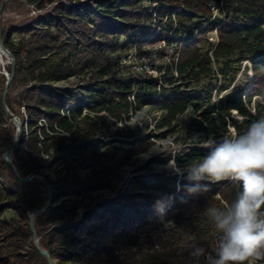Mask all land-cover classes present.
<instances>
[{
	"label": "trees",
	"instance_id": "1",
	"mask_svg": "<svg viewBox=\"0 0 264 264\" xmlns=\"http://www.w3.org/2000/svg\"><path fill=\"white\" fill-rule=\"evenodd\" d=\"M82 1L23 0L33 12H43L38 22L1 28L3 45L14 58L5 104L27 123L12 162L20 179L41 177L54 192L55 203L43 213L49 199L44 184L35 179L20 183L2 159L16 131L2 108L6 80L0 74V181L6 183H0V264H47L32 243L29 213L38 214L33 224L41 249L58 264H204L203 258L197 262L189 256L190 244L201 243L208 251L215 247L204 209L234 200L240 185L231 180L202 181L207 190L194 194L186 187L183 194H175L173 187L161 183L156 190L163 202L134 193L97 203L82 213L81 222L76 220L86 197L111 191L113 176L134 157L149 154L155 140L177 134L180 129L173 122L185 112L196 116L192 126L197 133L218 141L233 132L243 133L264 117V0H102L95 11L79 14L75 8ZM141 23L156 25L157 33L145 27L135 37ZM162 41L165 49L173 50V58L157 68L159 80L120 64V53L133 44ZM212 62L219 66L218 75L226 63L248 62L254 77L247 96L234 86L229 91L222 88L227 92L217 101L212 102L210 94L207 100L200 98L191 86L215 75ZM6 72L10 74L11 65ZM84 75L95 101L87 114L78 101L65 108L68 101L51 89ZM143 108L162 112L156 127L164 131L146 139L145 118L140 116L138 123L111 134L135 140L128 149L94 146V139L111 124L107 117L122 122L130 111ZM207 151L190 149L173 160L186 168ZM53 157L58 160L50 165ZM134 189L147 187L135 181ZM147 202L155 203L156 213L144 209ZM127 206L135 219L120 216ZM40 221L48 226L43 235L35 228ZM255 264H264V259Z\"/></svg>",
	"mask_w": 264,
	"mask_h": 264
},
{
	"label": "rangeland",
	"instance_id": "2",
	"mask_svg": "<svg viewBox=\"0 0 264 264\" xmlns=\"http://www.w3.org/2000/svg\"><path fill=\"white\" fill-rule=\"evenodd\" d=\"M101 1L102 0H83L80 4L76 5L75 11H77L79 14L81 12L82 14L86 13L89 10L95 11L97 5ZM6 8L7 9L3 13L1 20V27L6 28L26 20H32L36 23L38 22L39 17L43 14V12H33L34 10L32 8L24 5L23 0H9ZM145 27H150L151 31L155 30V33L158 31V27L156 25L141 23L139 27L140 29H138L133 35L137 37L139 32ZM164 29H166V26H164ZM212 36V34L208 35V37ZM150 38L147 36V38H145L146 40L148 39L146 42H148ZM132 46L137 49V52L140 56L144 57L141 58L143 59L141 61L143 64H156L158 67H165L173 58V50L165 49V46L162 45V42L151 46H147V44L142 46L133 44ZM128 49H126V51ZM126 51L120 53V58L125 55ZM10 62L11 60L8 56H5L0 60L1 75L6 71V68L10 65ZM138 65H140V62H138ZM212 69L215 73L214 76L204 79L200 84H193L191 86L192 90L199 91L200 98L207 100V94H210L211 101H217L234 86L242 89L244 97L247 96L254 77L253 71L251 70L250 64L248 62H243L240 66H237L234 63L230 64V62L226 63V65L223 66V74L219 75L217 74L219 66L213 62ZM75 78L76 79H72L71 81L68 80L64 83H55L51 86V89L53 91L59 92L65 101L64 103H67L68 101V104L65 108H71L73 102L78 101L80 102L81 106L85 108L83 114H87L89 113L87 108L95 106V101L92 96L93 94L91 93V90L89 91L90 82L88 81V75ZM222 88H227V91H221ZM18 89L19 87H15L13 92L16 93ZM153 112L154 111L149 112L147 108H143L136 113L131 111L128 115V122L131 124L138 123V118L140 116L145 118L142 128L146 139L150 137L152 132L159 133L165 130L164 128L161 130L157 129L154 119L151 117ZM20 114L24 116L23 110L20 111ZM80 118H76V120H79ZM161 118V115L156 116V119H158L157 123L160 122ZM195 119L196 116L191 110L185 112L181 116H178L173 124L177 125L180 131L172 137L155 140V147L149 154H143L141 156L134 157L129 165L125 166L123 169L118 171L115 176H113L111 191L98 192L86 197L82 208L79 210L76 221L81 222L82 213L97 203H105L107 201H116L129 198L130 195L134 193L141 194L143 196L152 195L153 198L163 202V197L156 190V188L161 183H164V185L169 189L173 187L175 194H183L185 191V183L189 181H187L184 176L173 172L171 165L174 163L178 168L184 169L177 164L176 160H173L175 155L177 156L179 154L180 156H184L190 149H206L200 145L208 138H205L203 134H199L194 130L192 122ZM25 123L26 121L22 123V135L26 134ZM12 127L14 131H16V126H14V124H12ZM117 128H119V126L109 125L107 129H103L102 134L98 135L97 138L94 139V146L97 147L98 145L102 146L106 144H112L123 149H128L131 144L135 142V140L112 137L111 134L116 132ZM9 158L12 159V156L10 155ZM56 160L58 159L54 157L51 158L49 160L50 165H53ZM135 181H142L146 185L147 190L135 192ZM0 183L6 186L5 181H0ZM170 201H172L171 198ZM144 209L153 214L157 212L154 202L145 203ZM37 216L38 214H32L33 219H36ZM120 216L125 220H133L135 219V212L131 207L127 206L121 209ZM35 228L38 232H40L41 235H43L48 226L40 221L36 224ZM27 249H29V247ZM54 264L58 263L54 261Z\"/></svg>",
	"mask_w": 264,
	"mask_h": 264
},
{
	"label": "clouds",
	"instance_id": "3",
	"mask_svg": "<svg viewBox=\"0 0 264 264\" xmlns=\"http://www.w3.org/2000/svg\"><path fill=\"white\" fill-rule=\"evenodd\" d=\"M207 154L201 160L173 172L189 181L186 191L207 190L202 181L231 180L240 185L234 200L208 205L204 215L215 233V247L190 244L189 256L204 264H255L264 259V117L254 120L243 133L233 132L219 141L204 140Z\"/></svg>",
	"mask_w": 264,
	"mask_h": 264
},
{
	"label": "water",
	"instance_id": "4",
	"mask_svg": "<svg viewBox=\"0 0 264 264\" xmlns=\"http://www.w3.org/2000/svg\"><path fill=\"white\" fill-rule=\"evenodd\" d=\"M9 0H3L1 6H0V50H2V52L4 54H6L11 62H10V65H11V72L10 74H8L6 71L2 74L4 77H5V89H4V93H3V104H2V108L5 112V114L7 115L8 118H10L14 124V126H16V137L13 141V145L10 147L9 150H7L3 155H2V159L3 161L12 169L13 173L15 174L16 178L20 181V183H28L30 182L31 179H35L36 181L40 182V183H43L45 188L47 189V192H48V203L46 204L45 208L42 210L43 213L47 212L48 209H50L54 203H55V195H54V192L50 189V187L45 184L43 182V179L40 178V177H37V176H34L33 178L31 179H20L19 178V175H18V172L15 168V166L13 165V162H12V159H10V155H12L16 145L19 143V140L22 136V123L20 122V120L18 119L17 116H14L12 113H10L6 107V104H5V98H6V95H7V92H8V89L10 87V84L12 82V78H13V73H14V58L13 56L8 52V50L4 47L3 45V41H2V34H1V20H2V15H3V10L4 8L6 7L7 3H8ZM27 125V123H25ZM28 217L30 218L31 222H30V232H31V237H32V240H33V245H34V248L35 250L38 252V254H40V256H42L43 258L46 259L47 261V264H54V261L52 259L49 258L48 254L43 251L39 245V238L36 234V231L34 229V224H33V218H32V214H28Z\"/></svg>",
	"mask_w": 264,
	"mask_h": 264
},
{
	"label": "built area",
	"instance_id": "5",
	"mask_svg": "<svg viewBox=\"0 0 264 264\" xmlns=\"http://www.w3.org/2000/svg\"><path fill=\"white\" fill-rule=\"evenodd\" d=\"M210 40L212 41L213 39H210ZM162 45H164L163 41H162ZM141 58H144V57H142L138 54L136 48L132 47V48H129L126 51L125 55H123L121 57L120 64L122 66L129 68V70L132 71L133 73L140 75V76H143L144 78H151L154 80L155 79L159 80L160 74L158 73V70H157L158 66H156V64H146V63L143 64V63H141V61L143 60ZM175 60L177 61V57L175 58ZM138 62H140V65H138ZM72 79H76V78L75 77L71 78V79H69V81H71ZM60 83H64V82H60ZM21 110H23V115L25 116L24 109H21ZM130 112H129V114H130ZM157 115L162 116V112L154 111L151 114V117L154 119L155 125H156L157 120H158V119H156ZM107 120L111 123L110 125L119 126V128H117V129L124 128V126H126V125H132L130 122H128V120H129L128 116H127V118L126 117L123 118L124 121H122V122H116L115 120H113L109 117H107ZM138 125L141 126L140 123ZM168 225H170V223H168Z\"/></svg>",
	"mask_w": 264,
	"mask_h": 264
},
{
	"label": "bare ground",
	"instance_id": "6",
	"mask_svg": "<svg viewBox=\"0 0 264 264\" xmlns=\"http://www.w3.org/2000/svg\"><path fill=\"white\" fill-rule=\"evenodd\" d=\"M5 56H7L6 54H4L3 52H2V50H0V60L3 58V57H5ZM130 172V171H129ZM131 173V172H130Z\"/></svg>",
	"mask_w": 264,
	"mask_h": 264
}]
</instances>
